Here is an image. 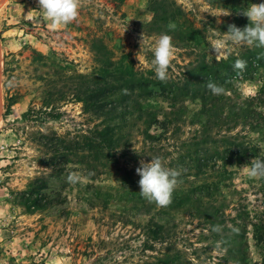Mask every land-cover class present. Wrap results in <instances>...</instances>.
<instances>
[{
	"label": "rangeland",
	"instance_id": "rangeland-1",
	"mask_svg": "<svg viewBox=\"0 0 264 264\" xmlns=\"http://www.w3.org/2000/svg\"><path fill=\"white\" fill-rule=\"evenodd\" d=\"M174 1L188 20L202 29L205 39L196 49L173 43L169 76L176 78L203 54L208 60L241 57L254 46L228 41L219 54L210 50L212 41L226 36L234 17L249 20L243 8L261 0H240L243 7L238 11L224 7L225 2L232 4L229 0ZM78 2V17L66 26L53 28L51 21L41 18L37 0H0V264H147L157 255L177 250L196 264H224L225 251L220 243L187 211L173 212L165 241L146 249V214L126 207L117 198L106 203L104 198L92 199L95 185L101 187L103 196L106 190L117 192L126 170H133L139 181L136 169L152 158L178 170L177 184L188 185L193 178L184 179L180 160L172 159L177 154L178 135L154 144L135 131L131 150L137 159L106 160L108 165L97 164L93 173L88 165L92 160L80 161L75 155L47 167L46 160L53 154L42 144V134L72 140L93 125L82 102L75 98L77 81L72 75L92 72L96 66L94 43L102 41L115 57L131 53L137 68L149 69L153 58L149 49L161 35L152 29L148 0ZM36 52L44 58L36 60ZM239 72L235 79L238 95L253 96L263 87L264 66L252 63ZM8 99L16 101L10 111ZM25 112H29L27 116ZM195 128L182 125L180 138L193 136ZM231 133L247 134L264 148V138L247 127L240 125ZM255 159L233 167V185L224 189L227 213L235 214L239 200L250 206L264 204V186L259 178L246 175ZM57 170L63 172L57 176ZM69 174L80 176L81 182L69 183ZM36 176L53 177L63 200L59 205L28 213L14 201L12 190L23 189ZM228 226L233 228L231 223ZM249 237L250 264H262L259 250Z\"/></svg>",
	"mask_w": 264,
	"mask_h": 264
},
{
	"label": "trees",
	"instance_id": "trees-1",
	"mask_svg": "<svg viewBox=\"0 0 264 264\" xmlns=\"http://www.w3.org/2000/svg\"><path fill=\"white\" fill-rule=\"evenodd\" d=\"M229 1L232 4L225 2L224 7L236 11L243 7L240 0ZM148 10L152 14V29L169 34L172 43L193 49L202 46L205 39L202 29L188 20L174 0H148ZM169 23H174L176 29H168ZM248 23L243 16H236L228 26L243 28ZM93 51L96 66L92 72L72 75L77 81L75 98L82 102L93 125L72 140L42 134V144L53 154L46 160L47 167L52 168L60 160L69 161L75 155L80 161L92 160L88 165L93 173L97 164L108 165L106 160L133 158L135 131L154 144L178 135L179 146L172 159L180 160L183 178L193 180L188 185L177 184L169 205L160 207L143 198L133 170H126L117 192L106 190L103 196L101 187L95 185L92 199L104 198L106 203L117 198L126 207L146 214V249H154V243L165 241L173 212L187 211L206 225L213 240L220 243L225 251L224 264H250L249 234L264 264V204L250 206L249 202L239 200L235 214L227 213L229 204L224 192L233 185L235 165L264 157V148L247 134L231 133L241 125L264 138V85L253 96L238 95L235 79L241 70L233 67L238 59L246 61V65L263 67L264 48L248 47L241 57L230 55L219 60L214 57L208 60L207 54H203L185 66L176 78L168 75L166 81L158 80L151 68H137L131 53L115 57L102 41L94 43ZM35 55L36 60L44 58L41 52ZM209 82L223 87L224 92L213 95L207 87ZM15 102L8 99L9 111ZM185 124L196 128L193 136L182 139L179 133ZM62 172L57 170L56 175ZM259 181L264 186V179ZM12 196L28 213L59 205L63 200L60 190L54 187L53 177L46 176L34 177L23 189L12 190ZM229 223L233 228H229ZM147 264L196 263L177 250L157 255Z\"/></svg>",
	"mask_w": 264,
	"mask_h": 264
},
{
	"label": "clouds",
	"instance_id": "clouds-1",
	"mask_svg": "<svg viewBox=\"0 0 264 264\" xmlns=\"http://www.w3.org/2000/svg\"><path fill=\"white\" fill-rule=\"evenodd\" d=\"M38 11L41 18L51 21L52 27L68 25L73 22L79 14L78 0H37ZM228 14L229 12H221ZM220 13V14H221ZM243 15L248 17L249 23L243 28L230 24L226 31V36L222 39H216L211 43V52L219 54L224 50L225 43L230 41L240 45H254L257 48H264V0L260 3L248 4L242 9ZM168 29L175 30L176 25L169 23ZM143 40V39H142ZM152 52L151 70L154 71L158 80L166 81L168 79V70L173 57L174 45L172 37L167 34H161L156 40L154 47L150 48ZM246 61L236 60L233 67L235 69H244ZM207 87L213 95H219L224 92L223 87L209 82ZM140 176L138 184L140 186V195L154 202L160 207H165L172 202V194L177 184V177L180 172L176 169L166 168L159 158H152L149 162H141V166L136 169ZM246 175L250 179H264V157L252 161ZM69 183L81 182V177L76 174L67 176Z\"/></svg>",
	"mask_w": 264,
	"mask_h": 264
},
{
	"label": "bare ground",
	"instance_id": "bare-ground-1",
	"mask_svg": "<svg viewBox=\"0 0 264 264\" xmlns=\"http://www.w3.org/2000/svg\"><path fill=\"white\" fill-rule=\"evenodd\" d=\"M1 96V95H0ZM1 99V98H0ZM2 100V99H1Z\"/></svg>",
	"mask_w": 264,
	"mask_h": 264
}]
</instances>
